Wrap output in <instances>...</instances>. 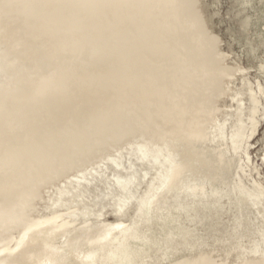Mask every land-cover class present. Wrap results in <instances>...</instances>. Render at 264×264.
I'll return each mask as SVG.
<instances>
[{
	"label": "water",
	"instance_id": "water-1",
	"mask_svg": "<svg viewBox=\"0 0 264 264\" xmlns=\"http://www.w3.org/2000/svg\"><path fill=\"white\" fill-rule=\"evenodd\" d=\"M0 264H264L204 0H0Z\"/></svg>",
	"mask_w": 264,
	"mask_h": 264
},
{
	"label": "rangeland",
	"instance_id": "rangeland-1",
	"mask_svg": "<svg viewBox=\"0 0 264 264\" xmlns=\"http://www.w3.org/2000/svg\"><path fill=\"white\" fill-rule=\"evenodd\" d=\"M204 8L208 41L239 120L244 174L264 190V0H204Z\"/></svg>",
	"mask_w": 264,
	"mask_h": 264
},
{
	"label": "bare ground",
	"instance_id": "bare-ground-1",
	"mask_svg": "<svg viewBox=\"0 0 264 264\" xmlns=\"http://www.w3.org/2000/svg\"><path fill=\"white\" fill-rule=\"evenodd\" d=\"M205 20H206V18H205ZM206 24H207V21H206ZM206 30H207V25H206ZM207 40H208V33H207ZM208 43H209V41H208ZM210 45V44H209ZM211 47V46H210ZM211 50H212V48H211ZM213 52V51H212ZM214 54V53H213ZM214 57H215V55H214ZM216 59V58H215ZM216 62H217V60H216ZM218 64V63H217ZM219 66V65H218ZM219 69H220V67H219ZM221 71V70H220ZM222 73V72H221ZM222 76H223V74H222ZM224 78V77H223ZM224 81H225V79H224ZM225 84H226V82H225ZM226 87H227V85H226ZM227 90H228V88H227ZM228 93H229V91H228ZM263 93V92H262ZM235 110V109H234ZM235 113H236V111H235ZM236 116H237V114H236ZM237 119H238V117H237ZM238 124H239V120H238ZM239 128H240V125H239ZM253 128V127H252ZM240 133H241V129H240ZM241 138H242V134H241ZM242 142H243V139H242ZM243 157H244V143H243ZM245 169V168H244Z\"/></svg>",
	"mask_w": 264,
	"mask_h": 264
}]
</instances>
